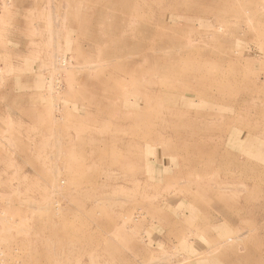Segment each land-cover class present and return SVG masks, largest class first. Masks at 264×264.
I'll return each instance as SVG.
<instances>
[{"label": "rangeland", "instance_id": "1", "mask_svg": "<svg viewBox=\"0 0 264 264\" xmlns=\"http://www.w3.org/2000/svg\"><path fill=\"white\" fill-rule=\"evenodd\" d=\"M0 264H264V0H0Z\"/></svg>", "mask_w": 264, "mask_h": 264}, {"label": "bare ground", "instance_id": "2", "mask_svg": "<svg viewBox=\"0 0 264 264\" xmlns=\"http://www.w3.org/2000/svg\"><path fill=\"white\" fill-rule=\"evenodd\" d=\"M142 6H143V5H142ZM138 9H139V8H138ZM147 14H148V13H147ZM99 15H100V14H99ZM149 20H150V19H149ZM120 21H121V20H120ZM147 27H148V26H147ZM134 28H135V27H134ZM130 30H131V29H130ZM130 30H129V31H130ZM139 30H140V29H139ZM148 30H150V29H148ZM148 30H147V31H148ZM159 30H160V29H159ZM154 31H155V30H154ZM126 32H127V31H126ZM142 33H143V32H142ZM148 33H149V32H148ZM88 34H89V33H88ZM122 34H123V33H122ZM150 34H151V33H150ZM140 35H142V34H140ZM128 37H129V36H128ZM135 37H136V36H135ZM101 38H102V37H101ZM130 38H131V37H130ZM142 38H144V37H142ZM123 39H124V38H123ZM141 40H142V39H141ZM141 40H140V41H141ZM29 41H30V40H29ZM123 41H124V40H123ZM143 41H144V40H143ZM91 43H92V42H91ZM143 43H144V42H143ZM157 48L159 49V47H156V49H157ZM160 48H161V47H160ZM62 58H63V57H62ZM64 60H65V59H64ZM65 62H66V61H65ZM61 64H63V59H62V61H61ZM151 66H152V64H151ZM146 67H147V66H146ZM149 69H150V68H149ZM162 98H163V97H162ZM142 113H143V112H142ZM144 113H145V112H144ZM139 116H141V115H139ZM140 119H141V118H140ZM240 128H241V127H240ZM243 188H244V187H243ZM252 206H253V205H252ZM209 207H210V206H209Z\"/></svg>", "mask_w": 264, "mask_h": 264}]
</instances>
